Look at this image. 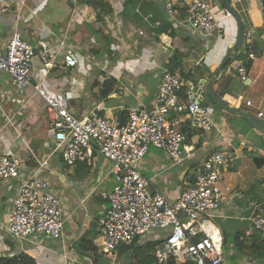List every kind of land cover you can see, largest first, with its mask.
Here are the masks:
<instances>
[{
    "label": "crops",
    "instance_id": "1",
    "mask_svg": "<svg viewBox=\"0 0 264 264\" xmlns=\"http://www.w3.org/2000/svg\"><path fill=\"white\" fill-rule=\"evenodd\" d=\"M167 1L103 0L110 13L98 17L100 8L93 0H0V6L8 9L0 14V40L5 43L12 33L19 32L33 46L40 42L63 44L66 51L77 53L80 64L74 69H63L59 64L45 69L36 61L35 81H43L47 91L78 118L98 108L101 115L121 124L129 109L151 110L160 83L157 73L166 67L187 82L212 79L211 89L225 106L264 121V9L260 4L256 0H230L248 28L261 32L255 33L261 55L248 61L242 49L233 50L237 22L223 8L224 0H205L224 30L213 39H202L179 24L191 0H173L172 16L167 14ZM200 58L201 65L195 68ZM226 58L230 62L222 66ZM237 62L246 70L244 81L234 70ZM108 84L111 92L103 96ZM203 104L213 122L211 130L193 127L186 117L179 123L193 147L191 157L173 165L162 152L151 148L139 170L154 189L173 202L192 185L196 164L221 148L232 151L235 159L224 172L222 183V188L230 191L224 192V202L212 220L219 230L232 235L235 248L241 249L232 254L234 264H264V254L249 249L264 244V237L246 234L248 219L264 212V132L253 129L238 113L214 104L206 94ZM8 119L13 126L6 125ZM47 119V107L33 89L17 90L11 78L0 72V152L18 159L21 178L37 169L35 159L46 161L39 176L58 192L65 219L59 240H11L5 233V222L18 183L0 181V258L24 253L36 264H96L99 258L95 262L93 252H80L75 246L81 239L94 246L97 242L99 220L109 207L102 194L114 186L109 165L95 154L89 164L67 167L61 155L51 154L52 143L45 136ZM184 165L185 171L181 169ZM224 260L230 264L225 255Z\"/></svg>",
    "mask_w": 264,
    "mask_h": 264
},
{
    "label": "built area",
    "instance_id": "2",
    "mask_svg": "<svg viewBox=\"0 0 264 264\" xmlns=\"http://www.w3.org/2000/svg\"><path fill=\"white\" fill-rule=\"evenodd\" d=\"M256 1L263 9L264 0ZM165 7L172 16L173 0H168ZM7 10L0 6V14ZM185 13L179 24L200 38L223 35L224 30L207 1L191 0ZM255 33L254 28L243 29L240 49L248 61H255L261 55ZM36 61L45 69L57 64L63 69H74L80 64V57L72 50L66 51L63 44L50 46L40 42L33 46L19 32L12 33L5 43L0 40V72L11 78L17 90L32 88L33 94L47 107L45 136L51 140V154L61 155L67 167L89 164L95 154L109 165L108 175L113 178L114 186L102 194L109 207L98 223L95 246L100 254L115 257L123 247L153 240L156 264H227L222 233L211 220L224 202V192L230 191L228 187L223 189L222 183L224 172L234 162V153L221 148L196 164L192 168V185L173 202L154 189L139 170L151 148L162 152L173 165L191 157L193 147L187 134L179 129V123L186 117L199 130L212 129L208 108L203 104L206 81L187 82L168 68H161L157 73L160 83L153 108L129 109L125 122L119 124L101 115L98 108L83 117H75L47 91L43 81H35ZM201 61L202 58L195 62V68ZM234 70L242 81L246 79L242 63L237 62ZM246 105L250 106L251 102L247 101ZM261 116L259 113L258 117ZM7 124L13 126L12 120L8 119ZM35 160L37 169L21 178L18 159L0 152V181L18 183L5 222L6 235L18 243L42 237L59 240L64 234L61 199L39 176L46 161ZM248 220L250 227L246 234L254 232L264 237V212L254 213Z\"/></svg>",
    "mask_w": 264,
    "mask_h": 264
},
{
    "label": "trees",
    "instance_id": "3",
    "mask_svg": "<svg viewBox=\"0 0 264 264\" xmlns=\"http://www.w3.org/2000/svg\"><path fill=\"white\" fill-rule=\"evenodd\" d=\"M93 1L100 8L99 13H98V17L101 15V13H104V14L110 13V10L107 8V6L105 5V2H103V0H93ZM222 5H223V8L226 9L224 3ZM243 28H244V26H243ZM261 30L263 33L264 27ZM258 32L256 31V33H258ZM259 33H261V32H259ZM173 57L176 58V56H173ZM238 58H239V56H238ZM170 68H171V66H170ZM172 69L173 68H171V72L173 73ZM185 88H186V85L184 84L183 90H185ZM110 92H111V84L105 85L103 88V91H102V95L107 96V94H109ZM123 123H121V124H123ZM238 240H239V238L237 235L236 236V242L237 243H239ZM155 245H156V243L153 240L147 241L144 244L136 243L134 245L121 248L118 251V253H119V255H123V254L126 255L127 254L129 257H131L132 261L135 264H156L155 257L152 255V251L154 250ZM263 245L264 244H262V243L259 245H252L251 248H249V249L254 250L259 255L260 254L263 255L264 254V246ZM240 246H242L241 242L239 243L238 247H240ZM75 248L80 252H84V251H87V252L89 251L91 253L93 252L94 254H92V255L95 257L94 261L95 262L97 261L96 257H97V251L98 250L93 245V243L86 241L85 239H81L76 244ZM0 264H36V262L31 256L24 254V253H20L19 255L14 256V257L0 258Z\"/></svg>",
    "mask_w": 264,
    "mask_h": 264
},
{
    "label": "water",
    "instance_id": "4",
    "mask_svg": "<svg viewBox=\"0 0 264 264\" xmlns=\"http://www.w3.org/2000/svg\"><path fill=\"white\" fill-rule=\"evenodd\" d=\"M224 2H225L226 9L229 11V13L232 14V16L235 18V20L237 22V38H236V41H235V44H234V47H233V50L237 51V50L240 49L241 44H242L243 23H242L241 17L238 14V12L235 11V9L231 6L230 0H224ZM229 62H230V59L226 58L224 60L222 66L227 65ZM211 81H212V79L206 83L205 94L210 97V99L212 100V102L214 104L218 105L221 108H224L228 112L238 113L240 116H242L245 119V121L253 129L264 132V121H262L260 119H257V118L250 117L249 115H246L242 111H238V110H236L234 108L225 106L224 103L218 97H216V95L213 93V91L211 89Z\"/></svg>",
    "mask_w": 264,
    "mask_h": 264
},
{
    "label": "rangeland",
    "instance_id": "5",
    "mask_svg": "<svg viewBox=\"0 0 264 264\" xmlns=\"http://www.w3.org/2000/svg\"><path fill=\"white\" fill-rule=\"evenodd\" d=\"M242 23H243V26H244V30H246L248 28L247 23H245V21H242ZM62 80H65V78H63ZM185 165L189 168V164H185ZM185 165L183 167H181V169L183 171H185V169H184L186 167ZM56 193L58 194V192H56ZM61 207H62V210H63L62 202H61ZM211 223L216 226V224L214 223L213 220H211ZM221 230L222 229H220V231ZM223 232L224 231L222 230L221 233H222V235L224 234V237H225V244L223 242V244H224L223 253H224L225 257L228 260L227 262H229L230 264H234V260L232 258V254L234 252L236 254L241 252L240 251L241 249L239 250V249L235 248V244H234V240H233L232 235H230V234L228 235V233L225 234ZM97 257L99 259L96 262V264H135L132 261L131 257H129L127 254L126 255L125 254L119 255V253H118L115 257H102V255L97 253ZM97 257H96V259H97ZM254 259H255V257H254ZM261 259H262V257L259 260H261Z\"/></svg>",
    "mask_w": 264,
    "mask_h": 264
},
{
    "label": "clouds",
    "instance_id": "6",
    "mask_svg": "<svg viewBox=\"0 0 264 264\" xmlns=\"http://www.w3.org/2000/svg\"><path fill=\"white\" fill-rule=\"evenodd\" d=\"M244 29V28H243Z\"/></svg>",
    "mask_w": 264,
    "mask_h": 264
}]
</instances>
